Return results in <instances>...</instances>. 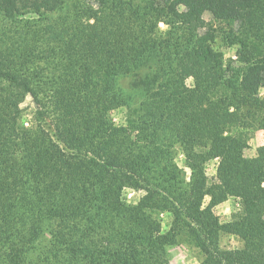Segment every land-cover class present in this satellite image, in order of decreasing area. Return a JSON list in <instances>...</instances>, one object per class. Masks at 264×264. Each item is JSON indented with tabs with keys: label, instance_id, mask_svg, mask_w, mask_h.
Instances as JSON below:
<instances>
[{
	"label": "trees",
	"instance_id": "16d2710c",
	"mask_svg": "<svg viewBox=\"0 0 264 264\" xmlns=\"http://www.w3.org/2000/svg\"><path fill=\"white\" fill-rule=\"evenodd\" d=\"M161 21L174 62L134 106L120 79L153 62ZM262 88L264 0H0V264H170L184 234L201 264H264V145L244 152L264 130ZM127 189L144 193L131 203ZM229 196L240 207L222 223Z\"/></svg>",
	"mask_w": 264,
	"mask_h": 264
},
{
	"label": "rangeland",
	"instance_id": "374dc122",
	"mask_svg": "<svg viewBox=\"0 0 264 264\" xmlns=\"http://www.w3.org/2000/svg\"><path fill=\"white\" fill-rule=\"evenodd\" d=\"M79 0H70V3H76ZM84 3L92 2L93 4L96 0H81ZM72 7V5H69ZM144 11H148L149 8L147 4L143 5ZM59 13L53 14L52 17L57 18ZM205 18L207 20H212L213 16L210 12L205 13ZM238 27V26H237ZM157 33L160 36V47L155 52L154 60L150 64H146L141 70L137 73L128 74L123 76L120 79L121 87L133 96V105H138L142 99H144L152 89L161 81L165 79L171 71V64L174 62L173 51L176 49L174 44L176 41H171L172 33H170V26L164 23L163 21L159 22ZM216 48L223 51L227 59H233L236 62L237 59V46L232 45L224 38L223 35L218 36L215 42ZM189 83L192 82L191 79L188 80ZM261 94L264 95V88L261 89ZM23 105L26 107L27 113L30 115L33 113L35 108L34 104L31 101V98L28 97ZM127 109L126 107L120 108L113 112V118L116 123L122 124L125 121ZM29 120V119H28ZM261 145H264V130H256L249 139L248 145L246 146L244 152L246 157H253L256 155L257 148ZM176 160L179 164V167L186 174L187 178L190 177L191 170L186 165L184 154L180 151L179 148H176ZM220 161V157H214L209 160L207 163V174L211 181L216 180L217 175V166ZM127 197L129 202H137L143 195V191H136L133 189H127ZM209 197H206L205 204L208 203ZM240 207L239 199L235 196H229L225 201L219 203L215 206L214 210L219 216L222 223H226L232 219V213ZM161 221L163 231H169L171 226V215L168 212L161 213ZM46 236L41 239L37 245L39 248L32 250L30 256L32 260H38L39 257L43 259L42 250L45 249V246L48 244L51 234L49 230L45 232ZM44 234V235H45ZM99 240L105 237L104 234L98 235ZM221 245L224 248H237L242 246V242L234 235L223 234L221 239ZM168 258L170 264H201L204 261V254L201 251L198 244L188 235H183V237L178 240L177 243L169 246L168 248Z\"/></svg>",
	"mask_w": 264,
	"mask_h": 264
}]
</instances>
